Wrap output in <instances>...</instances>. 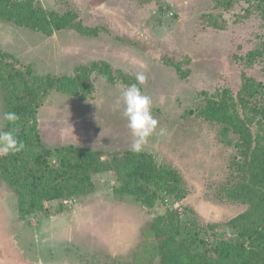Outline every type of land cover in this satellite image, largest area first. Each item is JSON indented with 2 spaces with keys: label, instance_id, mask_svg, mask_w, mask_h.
I'll return each instance as SVG.
<instances>
[{
  "label": "rangeland",
  "instance_id": "rangeland-1",
  "mask_svg": "<svg viewBox=\"0 0 264 264\" xmlns=\"http://www.w3.org/2000/svg\"><path fill=\"white\" fill-rule=\"evenodd\" d=\"M40 1L49 10L73 9L82 29L46 35L0 21V49L31 64L38 74L65 76L79 64L105 60L132 78L128 76L130 83H110L93 73L94 86L83 97L50 92L36 114L42 142L50 148L72 144L100 151L130 150L133 137L123 116L121 93L136 84L151 97V112L158 121L140 153L176 167L187 194L178 200L159 190L148 209L115 197V177L104 172L94 178L87 194L50 201L45 210L26 214L16 209V196L0 179V264L126 260L144 224L169 209L197 217L207 236L229 237L226 222L245 206L219 201L215 193L228 173L232 149L219 141L216 128L198 115L197 107L204 102L203 91L239 90L244 68L232 57L251 47L257 31L264 32L258 23L233 22L232 12L223 11L218 28L209 27L201 15L214 11L212 0H69L62 6L57 0ZM168 59L175 65L166 63ZM176 66L188 71L186 79L179 77ZM138 73L146 77L143 84L135 79ZM254 74L264 96V67ZM4 114L0 87V131L7 121Z\"/></svg>",
  "mask_w": 264,
  "mask_h": 264
},
{
  "label": "trees",
  "instance_id": "trees-1",
  "mask_svg": "<svg viewBox=\"0 0 264 264\" xmlns=\"http://www.w3.org/2000/svg\"><path fill=\"white\" fill-rule=\"evenodd\" d=\"M212 1L214 11L200 19L207 26L218 28L220 13L227 11L232 12L233 22L254 20L264 31V0H245L247 4L243 0ZM57 2L69 4V0ZM0 21L46 35L82 29L76 11L49 10L40 0H0ZM254 38L246 52L232 57L244 68L239 90L203 91L204 102L197 107L198 115L216 128L219 141L232 149L228 173L215 193L219 201L245 206L226 222L230 236H207L197 217L169 209L144 224L141 239L126 260L114 258L110 264H264V96L262 82L254 76V70L264 67V32L257 31ZM171 61L166 63L175 65ZM176 69L179 77L186 79L188 71ZM93 73L106 82L122 79L130 83L128 74L105 60L79 64L69 75L54 76L38 74L31 64L0 49L5 113L19 117L14 123L6 121L0 132L13 131L25 144L21 152L0 156V179L16 196L18 211L37 213L45 210L47 202L83 196L93 190L94 178L104 172L115 177V197L148 209L156 203L159 190L178 200L187 194L176 167L160 165L145 153L100 151L72 144L50 148L42 142L36 114L43 100L52 91L83 97L84 91L94 86Z\"/></svg>",
  "mask_w": 264,
  "mask_h": 264
},
{
  "label": "clouds",
  "instance_id": "clouds-1",
  "mask_svg": "<svg viewBox=\"0 0 264 264\" xmlns=\"http://www.w3.org/2000/svg\"><path fill=\"white\" fill-rule=\"evenodd\" d=\"M135 79L140 84L146 81L143 73H138ZM121 96L124 104L123 116L127 119V127L133 137L130 150L134 153H140L158 125V121L151 112L152 100L151 97L142 94L136 84L127 86L122 91ZM4 119L14 123L19 117L14 112H7L4 114ZM164 132L165 130L161 128L159 134L163 135ZM24 148V142L19 140L13 131L0 132V156L16 154Z\"/></svg>",
  "mask_w": 264,
  "mask_h": 264
}]
</instances>
